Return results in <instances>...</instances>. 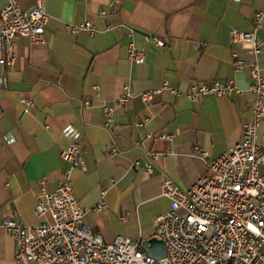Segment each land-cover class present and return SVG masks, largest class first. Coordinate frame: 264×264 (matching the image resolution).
Returning a JSON list of instances; mask_svg holds the SVG:
<instances>
[{"label": "crops", "instance_id": "1", "mask_svg": "<svg viewBox=\"0 0 264 264\" xmlns=\"http://www.w3.org/2000/svg\"><path fill=\"white\" fill-rule=\"evenodd\" d=\"M7 1L0 0V11ZM18 1L25 10L33 7V0ZM263 7L264 0H46L45 41L33 45L18 38L15 65H0V219L40 223L41 178L46 177L47 190H56L71 168L61 151L77 143L85 168H72L73 191L90 209L85 221L93 232L107 241L118 235L155 237V219L170 208L160 195L164 181L192 187L209 173L211 161L242 140L251 116V76L247 68L235 69L233 52L253 56L231 42L230 31L254 30L264 40V18L255 26ZM87 21L94 33L68 29ZM130 28L146 52L143 63L129 58ZM150 34L162 36L166 46L149 43ZM258 62L264 76V44ZM227 79L242 92L209 94L198 102L169 91L151 101L142 98L166 81L186 89L194 82ZM126 84L133 96L109 121L104 105L115 104ZM23 98L33 100L25 115ZM165 132L172 135L160 145L166 155L150 173L147 137ZM263 139L264 122L259 142ZM138 159L142 164L135 167ZM102 198L107 209L93 211ZM0 264H17L13 238L4 228Z\"/></svg>", "mask_w": 264, "mask_h": 264}, {"label": "built area", "instance_id": "2", "mask_svg": "<svg viewBox=\"0 0 264 264\" xmlns=\"http://www.w3.org/2000/svg\"><path fill=\"white\" fill-rule=\"evenodd\" d=\"M264 7L256 13L255 26H261ZM49 14L46 0H33L30 10L22 8L18 0H8L0 11V65L12 67L17 60V39L27 37L31 44L45 41ZM72 32H95V25L87 21L68 25ZM136 30L130 28L129 58L136 63L146 60V52L135 40ZM145 39L160 48L166 46L160 35H146ZM231 42L239 44L250 59L234 51L236 70L247 68L251 76L249 105L251 116L244 123L243 137L230 151L209 163V173L192 187L182 188L173 178H167L160 195L170 201V208L154 222V234L166 243V255L154 258L142 246L141 239L118 235L107 241L93 232L86 223L89 208L82 206L73 191V167H84L83 148L71 143L61 151L64 160L71 164L65 171L60 186L53 191L44 186L36 205L41 222L27 225L21 219L4 217L0 228L6 229L14 241L17 264H264V139L259 142L264 122V76L258 62L264 40L256 31L231 29ZM169 91L185 95L198 102L204 96H233L242 89L233 79L213 82H194L186 89L173 87L169 82L142 93L145 101ZM133 96L130 84L113 105H104L105 115L113 121L117 107ZM26 104L23 115L30 111L33 100L23 98ZM85 104H89L88 101ZM141 125V123H138ZM137 124V125H138ZM172 135L150 133L152 147L146 150V169L152 173L154 162L166 153L160 145ZM206 155L205 152H203ZM142 161H135L140 167ZM107 209L104 198L92 207L100 212Z\"/></svg>", "mask_w": 264, "mask_h": 264}, {"label": "water", "instance_id": "3", "mask_svg": "<svg viewBox=\"0 0 264 264\" xmlns=\"http://www.w3.org/2000/svg\"><path fill=\"white\" fill-rule=\"evenodd\" d=\"M143 249L154 258H163L166 255V243L157 237H151L142 241Z\"/></svg>", "mask_w": 264, "mask_h": 264}]
</instances>
